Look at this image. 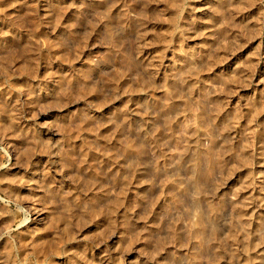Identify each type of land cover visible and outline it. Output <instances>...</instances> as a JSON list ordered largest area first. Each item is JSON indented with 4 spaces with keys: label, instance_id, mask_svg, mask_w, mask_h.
<instances>
[{
    "label": "rangeland",
    "instance_id": "obj_1",
    "mask_svg": "<svg viewBox=\"0 0 264 264\" xmlns=\"http://www.w3.org/2000/svg\"><path fill=\"white\" fill-rule=\"evenodd\" d=\"M0 264H264V0H0Z\"/></svg>",
    "mask_w": 264,
    "mask_h": 264
}]
</instances>
